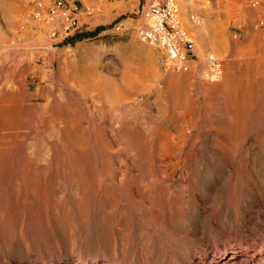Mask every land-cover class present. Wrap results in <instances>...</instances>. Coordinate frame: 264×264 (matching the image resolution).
Instances as JSON below:
<instances>
[{
    "label": "rangeland",
    "instance_id": "rangeland-1",
    "mask_svg": "<svg viewBox=\"0 0 264 264\" xmlns=\"http://www.w3.org/2000/svg\"><path fill=\"white\" fill-rule=\"evenodd\" d=\"M35 1L0 0V104L27 98L0 131V264H264V0H179L216 83L141 41L148 0H96L68 39Z\"/></svg>",
    "mask_w": 264,
    "mask_h": 264
},
{
    "label": "built area",
    "instance_id": "built-area-1",
    "mask_svg": "<svg viewBox=\"0 0 264 264\" xmlns=\"http://www.w3.org/2000/svg\"><path fill=\"white\" fill-rule=\"evenodd\" d=\"M256 7L260 0H249ZM99 11L96 0H36L37 21L48 29L51 37L68 39L83 31V19ZM263 22H261V25ZM138 34L142 42L159 51L168 71L187 73L203 65L202 78L218 82L224 65L214 54L200 58L197 40L182 21L178 0H148L141 13Z\"/></svg>",
    "mask_w": 264,
    "mask_h": 264
},
{
    "label": "bare ground",
    "instance_id": "bare-ground-1",
    "mask_svg": "<svg viewBox=\"0 0 264 264\" xmlns=\"http://www.w3.org/2000/svg\"><path fill=\"white\" fill-rule=\"evenodd\" d=\"M178 3L180 9L179 0ZM180 14H181V10H180ZM195 19L196 17H194V20ZM3 94L4 92H2V95ZM26 99L27 98L25 96H22L19 92L6 93L3 95V100L1 101L0 104V124L2 125L0 131L2 132V134H8L7 132H12L17 128L18 125L17 122H19V120L21 119L23 104L26 101Z\"/></svg>",
    "mask_w": 264,
    "mask_h": 264
}]
</instances>
